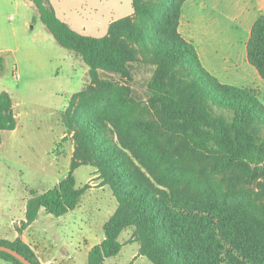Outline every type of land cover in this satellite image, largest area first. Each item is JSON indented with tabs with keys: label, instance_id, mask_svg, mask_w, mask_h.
Returning <instances> with one entry per match:
<instances>
[{
	"label": "trees",
	"instance_id": "16d2710c",
	"mask_svg": "<svg viewBox=\"0 0 264 264\" xmlns=\"http://www.w3.org/2000/svg\"><path fill=\"white\" fill-rule=\"evenodd\" d=\"M32 1L57 42L88 65L98 95L110 94L112 86L100 79V70L129 74L127 63L137 59L138 51L154 55L165 76H155L149 87L165 132L178 137V143L162 139L154 122L133 119L119 129V146L104 135L97 119L73 115V97L67 124L71 129L73 122L78 124V144L69 172L43 193L32 192L18 232L37 220L41 208L55 216L75 209L87 190L77 186L75 170L93 163L111 186L118 207L104 225V238L91 248L88 264H103L118 255L123 247L119 237L131 226L140 253L152 264H264V203L217 191L212 184L213 175L229 174L247 184L259 180L264 190L262 91L222 82L202 65L196 45L179 30L186 0H132L133 14L111 22L101 37L73 29L50 0ZM246 50L248 62L264 79V16L254 21ZM16 128L12 96L3 90L0 143L2 131ZM193 158L213 159L202 181L190 173ZM0 244L42 264L21 237L0 238ZM0 259L24 264L5 251Z\"/></svg>",
	"mask_w": 264,
	"mask_h": 264
},
{
	"label": "rangeland",
	"instance_id": "374dc122",
	"mask_svg": "<svg viewBox=\"0 0 264 264\" xmlns=\"http://www.w3.org/2000/svg\"><path fill=\"white\" fill-rule=\"evenodd\" d=\"M203 2L205 8L201 6ZM50 3L60 18L71 20L79 32L96 37L107 34L114 20L134 12L132 0H50ZM189 3L185 4V11L190 19L183 31L194 35L191 42L196 48L204 46L209 61L214 64L211 67L203 58V65L222 82L258 85L255 68L245 56L244 43L252 22L264 16V0H198L193 6ZM84 25L88 31L83 29ZM241 54L246 58H240ZM0 56L3 57L0 92L6 90L11 94L17 114V128L2 131L0 143V219L5 225L25 217L24 203L33 191L43 193L68 174L78 144L75 136L78 124L73 122L72 129L67 124L66 111L73 97L76 101L73 115L97 119L103 125L104 135L119 146L122 132L119 129L133 119L154 122L162 139H176L178 143V137L165 132L159 118V104L149 87L155 76H165L154 55L138 51L137 59L127 63L129 74L100 70V79L112 86L111 95L107 92L98 95L88 65L57 42L32 0H0ZM175 73L182 75L178 70ZM182 78L188 77L182 75ZM261 84L264 104L263 79ZM82 91L87 93L75 95ZM189 164L190 173L202 181L211 170L213 159L202 162L193 158ZM75 177L78 187H87L80 205L61 220L43 209L33 228L35 232L45 229L42 233L48 236L62 230L69 248L83 241V237L86 243H99L105 235V223L118 207L111 186L93 163L80 165ZM258 183L256 180L247 184L229 174H215L212 180L217 191L264 203L263 186ZM134 229L131 226L122 232L119 237L124 244L122 250L104 264H152L140 253ZM5 262L0 259V264ZM82 262L79 264H88V255Z\"/></svg>",
	"mask_w": 264,
	"mask_h": 264
},
{
	"label": "crops",
	"instance_id": "0c3cea01",
	"mask_svg": "<svg viewBox=\"0 0 264 264\" xmlns=\"http://www.w3.org/2000/svg\"><path fill=\"white\" fill-rule=\"evenodd\" d=\"M187 2H190L189 5L193 6L194 4H198V0H186V2L183 5V11H182V16H181V20H180V27H179L180 32L182 33V35L184 36V38L186 40L191 41V38L194 35L191 34V33L186 34L183 31V26L185 24L188 25L189 19H190L189 18L190 17V14H188L187 11H185V8H186L185 7V4ZM201 6L203 8H205L206 7V3H204V2L201 3ZM261 7L262 6L259 5V8H261ZM62 20H64L65 22H67L73 29H75L76 31L79 32V30L73 26L71 20L66 19V18H64ZM254 21L251 24V28H252V25H253ZM251 28H250V32H251ZM83 29L85 31H88V26L87 25H84L83 26ZM86 35H89V34H86ZM248 39H249V37L247 38L246 42L244 43L245 46H247ZM197 50H198V54H199V57H200V60H201L202 65H203L202 59L204 58L206 60V62L211 67H213L214 64L211 61H209L204 46L203 47L202 46L200 47V46L197 45ZM245 56H247V55H245ZM245 56L241 54L240 58H243L244 57V59H245L246 58ZM220 70H217V71H220ZM253 70H254V75H255L254 76L255 77L254 79L256 80V82L258 83V85H255L254 84L252 86L259 87L261 89V87L259 85H262L261 83H262V79L263 78L260 75H258L259 73H257L258 72L257 70H255V69H253ZM209 72H211V71H209ZM16 116H17V114H16ZM30 197L31 196H29L25 200L24 205H26L27 200ZM43 209H45V208H41L40 213H39V217L37 218V220H35L31 225H29L26 229H24L22 233H19L18 232V227L20 226L21 222L25 219V217L20 216L17 220H14L13 219L12 222L10 223V225H5L6 223H2L1 222V219H0V238L1 239H5V240H9V241H14L16 238L21 237L23 239V241L25 243H27L32 248V250L35 252L36 256L38 257L39 261L42 264H79L80 262L83 261V258H84L85 255H89V252H90L91 248L94 245L99 244L102 241L101 240L99 243H96V244L95 243H90V242L89 243H86L85 237H83L84 238L83 241L82 240H79L80 242L78 244H76L74 246L72 245L71 248H69V246H68L69 244L67 243V240L63 239V231L62 230H56L50 236H48V234L42 233V232H45L46 231L45 229H43L42 231L35 232L33 230L34 224H36V222L40 218L41 212H43ZM24 212L26 213V208H25ZM63 215L57 216L58 217V220H61V218H62ZM48 216H52V215H48ZM50 218H52V217H50ZM54 223H57V222H54ZM123 246H124V244H123ZM67 247L69 249H67ZM105 262H106V260L104 261V263ZM5 263L8 264L7 262H5Z\"/></svg>",
	"mask_w": 264,
	"mask_h": 264
},
{
	"label": "water",
	"instance_id": "95a60500",
	"mask_svg": "<svg viewBox=\"0 0 264 264\" xmlns=\"http://www.w3.org/2000/svg\"><path fill=\"white\" fill-rule=\"evenodd\" d=\"M0 251H5L16 257L18 260H20L24 264H34L30 259H28L26 256H24L22 253L17 251L16 249L2 245L0 244Z\"/></svg>",
	"mask_w": 264,
	"mask_h": 264
},
{
	"label": "built area",
	"instance_id": "2783aa9c",
	"mask_svg": "<svg viewBox=\"0 0 264 264\" xmlns=\"http://www.w3.org/2000/svg\"><path fill=\"white\" fill-rule=\"evenodd\" d=\"M19 76V75H18Z\"/></svg>",
	"mask_w": 264,
	"mask_h": 264
}]
</instances>
